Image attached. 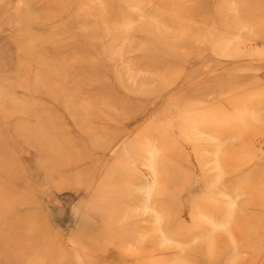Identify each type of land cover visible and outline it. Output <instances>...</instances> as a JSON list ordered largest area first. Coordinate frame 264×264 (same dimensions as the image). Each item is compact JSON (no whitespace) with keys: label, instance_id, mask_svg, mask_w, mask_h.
<instances>
[{"label":"rangeland","instance_id":"obj_1","mask_svg":"<svg viewBox=\"0 0 264 264\" xmlns=\"http://www.w3.org/2000/svg\"><path fill=\"white\" fill-rule=\"evenodd\" d=\"M0 66V264H264V0H0Z\"/></svg>","mask_w":264,"mask_h":264},{"label":"bare ground","instance_id":"obj_2","mask_svg":"<svg viewBox=\"0 0 264 264\" xmlns=\"http://www.w3.org/2000/svg\"><path fill=\"white\" fill-rule=\"evenodd\" d=\"M0 68H1V66H0ZM1 88V87H0ZM76 96V95H75ZM3 223H5V222H3ZM1 224V223H0ZM24 230V229H23ZM10 244V243H9ZM11 245V244H10ZM240 252H243V250H241Z\"/></svg>","mask_w":264,"mask_h":264}]
</instances>
